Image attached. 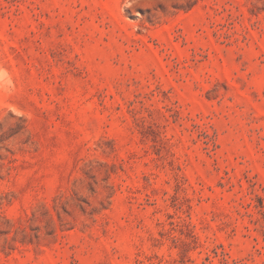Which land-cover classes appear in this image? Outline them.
Masks as SVG:
<instances>
[{
    "label": "rangeland",
    "instance_id": "rangeland-1",
    "mask_svg": "<svg viewBox=\"0 0 264 264\" xmlns=\"http://www.w3.org/2000/svg\"><path fill=\"white\" fill-rule=\"evenodd\" d=\"M0 264H264V0H0Z\"/></svg>",
    "mask_w": 264,
    "mask_h": 264
}]
</instances>
